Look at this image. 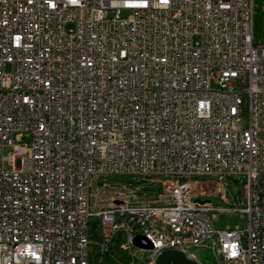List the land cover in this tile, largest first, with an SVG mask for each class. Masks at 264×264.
I'll return each instance as SVG.
<instances>
[{
  "label": "built area",
  "instance_id": "1",
  "mask_svg": "<svg viewBox=\"0 0 264 264\" xmlns=\"http://www.w3.org/2000/svg\"><path fill=\"white\" fill-rule=\"evenodd\" d=\"M254 25L255 0H0V264H136L134 248L148 264L167 249L207 264L199 246L217 264H264ZM118 174L167 179L156 197L139 186L94 208L92 178ZM191 175H246V205L169 181ZM238 210L245 227L215 226Z\"/></svg>",
  "mask_w": 264,
  "mask_h": 264
},
{
  "label": "rangeland",
  "instance_id": "2",
  "mask_svg": "<svg viewBox=\"0 0 264 264\" xmlns=\"http://www.w3.org/2000/svg\"><path fill=\"white\" fill-rule=\"evenodd\" d=\"M130 12L123 10L122 17H127ZM254 37L256 42L264 40V0H255V25ZM248 118V104L244 102L242 113V124H246ZM7 168L10 166L6 164ZM158 181L157 184H150L147 180L135 175L118 174L91 180V201L94 208H101L109 206V202L115 191H119L121 196L135 190L136 187H143L141 192H145L149 197H156L159 193L164 191L165 186L163 181L167 178L164 176H155ZM192 182V188L200 195L197 199H210L214 205H230L241 208L246 205V196L248 190V177L246 175H229L222 179L212 175H191L186 177H171L169 181L172 185L182 183L185 181ZM167 182V188L171 187ZM108 186V187H107ZM101 194L102 203H98V195ZM224 197L229 198L226 202ZM247 214L241 210L228 213L219 212L217 219L214 221L215 226L219 229H240L247 224ZM137 257L136 264H148L147 250L140 251L134 248ZM198 258L205 261L207 264H217L218 260L215 258L214 250L209 246H199L194 248ZM113 253L119 256L124 262L131 260L130 254L123 251L119 243L116 242V249L113 248ZM102 264H121L111 254H107ZM232 264V263H228Z\"/></svg>",
  "mask_w": 264,
  "mask_h": 264
},
{
  "label": "water",
  "instance_id": "3",
  "mask_svg": "<svg viewBox=\"0 0 264 264\" xmlns=\"http://www.w3.org/2000/svg\"><path fill=\"white\" fill-rule=\"evenodd\" d=\"M200 203L210 202V199L201 200L198 199ZM142 236L136 238V243L142 245ZM147 247H151V243L146 244ZM156 264H198L195 260L189 259L185 253L176 249H167L162 251L157 259Z\"/></svg>",
  "mask_w": 264,
  "mask_h": 264
},
{
  "label": "snow or ice",
  "instance_id": "4",
  "mask_svg": "<svg viewBox=\"0 0 264 264\" xmlns=\"http://www.w3.org/2000/svg\"><path fill=\"white\" fill-rule=\"evenodd\" d=\"M233 254H235V253H233Z\"/></svg>",
  "mask_w": 264,
  "mask_h": 264
}]
</instances>
